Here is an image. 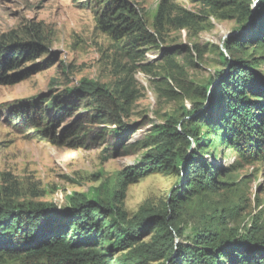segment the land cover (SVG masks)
I'll use <instances>...</instances> for the list:
<instances>
[{"label":"rangeland","instance_id":"rangeland-1","mask_svg":"<svg viewBox=\"0 0 264 264\" xmlns=\"http://www.w3.org/2000/svg\"><path fill=\"white\" fill-rule=\"evenodd\" d=\"M109 1L0 0V35L15 30L24 39L36 36L46 48L11 72L30 69L24 79L0 86V185L13 191L16 200L58 208L67 206L75 194L109 203L123 191L121 201L130 219L142 209L172 217L168 203L181 178L158 170L132 181L130 169L137 170L147 161L155 128L170 118L184 125L194 123L198 118L189 112H194L195 103L209 107L203 87L208 86L210 94L223 93L217 77L227 69L223 53L249 62L263 54L256 39L250 38L258 29L243 28L231 6L213 10L206 0H169L195 14L197 23L185 28L167 24L162 35L156 34L157 43L131 50L125 41L96 28V12ZM131 1L144 8L153 31L163 0ZM259 1H250L254 11ZM229 38L243 40L247 47L232 55L225 45ZM255 68L264 73V62ZM87 82L114 94L117 86H132L133 102L127 113H120L125 127L92 119L97 103L77 90ZM221 105L213 111L215 133L206 138L203 150L205 159L220 173V184L213 192L185 199L176 214L184 237L175 232L176 243L190 242L194 231L207 229L228 239L250 233L255 224L264 225V159L246 162L218 137ZM19 112L28 119L45 114L48 135L43 137L38 126L21 129V119L17 124L13 119ZM74 122L75 129L68 132ZM205 129L201 126V132ZM152 234L144 233L141 241L150 242ZM135 247L117 248L113 260L116 264H166L165 258L157 259L154 249Z\"/></svg>","mask_w":264,"mask_h":264},{"label":"trees","instance_id":"trees-1","mask_svg":"<svg viewBox=\"0 0 264 264\" xmlns=\"http://www.w3.org/2000/svg\"><path fill=\"white\" fill-rule=\"evenodd\" d=\"M250 1L206 0L213 10L231 6L234 15H239V21L243 22V28L251 20L258 32L250 38L256 39L257 47L264 50V0L257 3L255 11ZM96 23L98 30L116 41H125L132 50L157 43L156 34L162 35L167 24L185 28L197 21L191 11L163 0L152 31L139 3L110 0L96 12ZM225 45L232 55L247 47L243 40L235 38H229ZM45 49L36 36L24 39L15 30L1 34L0 86L24 79L30 69L11 72L43 54ZM223 55L227 69L217 74L223 93L215 90L210 94L209 87H203L202 96L209 99V107L205 109L203 102H196L194 112L189 114L195 113L193 117L198 119L187 123L188 127L182 120L170 118L155 128L147 161L129 172L132 181L158 170L174 172L184 179L183 182L180 179L171 191L168 205L172 217L166 212L158 215L142 209L130 219L122 205L123 191L117 192L109 203L75 194L67 206L58 208L45 202L16 200L13 191L0 185V264L10 261L19 264H116L114 251L135 245L146 251L154 249L157 259L165 258L166 264H264V225L255 224L250 233L239 238H222L218 232L206 229L192 232L190 242H175V232L184 237L178 228L176 214L187 201L185 199L213 192L220 184V173L203 155L204 141L215 133L212 114L216 107L224 106L218 121L221 126L218 137L246 162L264 159V73L255 68L256 63L264 62V52L251 62ZM131 87L117 86L114 94L105 86L87 82L84 88L77 90L87 93L97 103L93 120L118 122L125 127L121 117L128 112L135 97ZM27 117L19 112L13 119L16 124L21 119V129L26 125L25 129L38 126L43 128L39 132L45 135L43 137L48 135L50 123L45 114ZM75 126V122L68 126V132ZM201 126L206 127L205 132H201ZM184 188L186 192L183 193ZM148 231L153 233L151 241H141ZM108 241L111 242L108 244Z\"/></svg>","mask_w":264,"mask_h":264},{"label":"water","instance_id":"water-1","mask_svg":"<svg viewBox=\"0 0 264 264\" xmlns=\"http://www.w3.org/2000/svg\"><path fill=\"white\" fill-rule=\"evenodd\" d=\"M251 24H252V21L250 20V22L248 23V26H251Z\"/></svg>","mask_w":264,"mask_h":264}]
</instances>
